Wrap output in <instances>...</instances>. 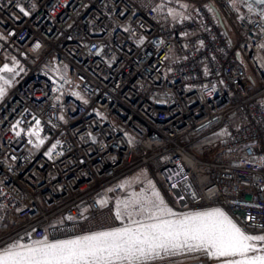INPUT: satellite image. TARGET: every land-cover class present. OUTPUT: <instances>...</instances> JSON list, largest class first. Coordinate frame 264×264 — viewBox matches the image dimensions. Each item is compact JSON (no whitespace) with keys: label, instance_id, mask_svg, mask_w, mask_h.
I'll return each mask as SVG.
<instances>
[{"label":"built area","instance_id":"obj_1","mask_svg":"<svg viewBox=\"0 0 264 264\" xmlns=\"http://www.w3.org/2000/svg\"><path fill=\"white\" fill-rule=\"evenodd\" d=\"M162 2L0 0V74L17 81L0 102V248L119 228L108 198L142 167L173 210L264 233V13Z\"/></svg>","mask_w":264,"mask_h":264},{"label":"snow or ice","instance_id":"obj_2","mask_svg":"<svg viewBox=\"0 0 264 264\" xmlns=\"http://www.w3.org/2000/svg\"><path fill=\"white\" fill-rule=\"evenodd\" d=\"M0 71L11 69L5 65ZM4 91L0 87V97ZM154 207L161 214L149 217L155 223L133 221L136 227L94 232L69 240L38 241L31 245L13 242L0 251V264H143L161 252L181 250L239 257L226 264H264V234L245 233L221 210L164 219L165 212L169 216L175 214L159 204Z\"/></svg>","mask_w":264,"mask_h":264},{"label":"rangeland","instance_id":"obj_3","mask_svg":"<svg viewBox=\"0 0 264 264\" xmlns=\"http://www.w3.org/2000/svg\"><path fill=\"white\" fill-rule=\"evenodd\" d=\"M182 1L183 0H163V2L167 4H170V2H182ZM183 15H185V13H183ZM258 60L262 62V57L259 56ZM13 65L17 67L19 63L14 61ZM16 82H17L16 80H9V79L7 80L3 74H0V87H3L5 90L4 95L0 97V102L4 100L5 96L9 93V91L15 85ZM181 141L185 142V139H182ZM211 141L212 140L207 141V143H211ZM212 142H215V140H213ZM204 145H205L204 143L198 145L196 144L191 146V149L197 153H200L201 148ZM209 149L206 152V155L212 156L215 150L211 149V147ZM108 200L114 205L121 219V226L119 228L136 227V225L132 223L133 221H139L145 224L155 223L156 221L154 219H149V217L152 216L153 214H155L157 217L161 216V214L157 212V209L154 207L155 204H159L161 208H164L166 210L170 209L171 212L175 214L174 216H169L165 212V214L163 215L164 219H177L185 215H191L201 212H209L216 209L221 210L227 215L225 210L221 208H208V209L192 210V211H184V212H178L173 210L167 203V200L164 194L162 193L161 189L156 185L150 172L147 170V168L144 167L124 177L120 181L119 189L115 192V195L108 198ZM125 204L128 205L127 208H125ZM227 216L229 217V215ZM229 218L231 219V217ZM236 225L239 228H241L238 224ZM241 229L245 233L250 235L264 234V233H249L243 228ZM75 238L76 237H72L62 240H69ZM257 243L259 244L260 242ZM9 245L11 244L1 247L0 251L4 250ZM235 259H239V257L210 256L203 250H196L192 252L181 250L175 253L161 252L159 255L154 256L153 258L143 262V264H188L196 261H202L205 264H226L227 261L235 260Z\"/></svg>","mask_w":264,"mask_h":264},{"label":"crops","instance_id":"obj_4","mask_svg":"<svg viewBox=\"0 0 264 264\" xmlns=\"http://www.w3.org/2000/svg\"><path fill=\"white\" fill-rule=\"evenodd\" d=\"M189 5L190 4L187 3L186 0H183L182 2H170V4L162 2L160 4V10L167 11L174 18H178L185 13V11L189 8Z\"/></svg>","mask_w":264,"mask_h":264},{"label":"water","instance_id":"obj_5","mask_svg":"<svg viewBox=\"0 0 264 264\" xmlns=\"http://www.w3.org/2000/svg\"><path fill=\"white\" fill-rule=\"evenodd\" d=\"M246 1L249 4L257 7L259 10L263 11V13H264V3H260L259 0H246ZM220 21H221L222 26L224 27V23H223L221 18H220ZM189 264H200V263L193 262V263H189Z\"/></svg>","mask_w":264,"mask_h":264},{"label":"bare ground","instance_id":"obj_6","mask_svg":"<svg viewBox=\"0 0 264 264\" xmlns=\"http://www.w3.org/2000/svg\"><path fill=\"white\" fill-rule=\"evenodd\" d=\"M75 115H80V113L79 112L75 113ZM85 115L90 118V117H92V112H85ZM227 215H229V214L227 213ZM229 217H230V215H229ZM197 262H199V261H197ZM203 264H205V263L203 262Z\"/></svg>","mask_w":264,"mask_h":264},{"label":"trees","instance_id":"obj_7","mask_svg":"<svg viewBox=\"0 0 264 264\" xmlns=\"http://www.w3.org/2000/svg\"><path fill=\"white\" fill-rule=\"evenodd\" d=\"M210 140H215V138L213 137V138H207V139H204V140H202L199 144H201V143H204V144H206L207 143V141H210ZM211 141V142H212ZM206 142V143H205Z\"/></svg>","mask_w":264,"mask_h":264}]
</instances>
